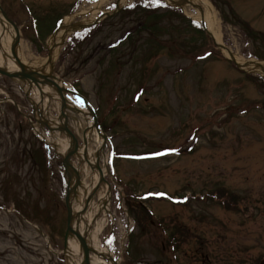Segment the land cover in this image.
Returning <instances> with one entry per match:
<instances>
[{
	"label": "rangeland",
	"instance_id": "374dc122",
	"mask_svg": "<svg viewBox=\"0 0 264 264\" xmlns=\"http://www.w3.org/2000/svg\"><path fill=\"white\" fill-rule=\"evenodd\" d=\"M210 1L224 44L264 66V0ZM1 2L21 27L30 65L47 56L65 15L73 16L66 23L95 19L117 4ZM186 7L126 0L119 12L89 31L70 32L56 48L52 73L84 94L110 139L99 161L109 173L111 195L92 213L91 231L80 225V232L87 238L98 233L118 264H260L264 72L236 66L206 30L200 32L196 8ZM36 89L0 75V264H80L76 250L65 249L66 185L55 146L66 137L43 124L57 120L59 105L46 96L48 108L41 107ZM71 112L69 128L81 145L89 130V151L98 153L104 137ZM81 176L89 184L84 166ZM105 184L93 191V206L108 191ZM88 210L81 212L90 216ZM68 235L82 251L79 239ZM163 243L173 249L166 253Z\"/></svg>",
	"mask_w": 264,
	"mask_h": 264
},
{
	"label": "bare ground",
	"instance_id": "6f19581e",
	"mask_svg": "<svg viewBox=\"0 0 264 264\" xmlns=\"http://www.w3.org/2000/svg\"><path fill=\"white\" fill-rule=\"evenodd\" d=\"M125 1L126 0H120V4L125 3ZM169 1H171L172 3H176L173 0H169ZM179 1H182V0H179ZM183 3H185L183 7H186V5H191L192 7L196 8L197 13L195 14L193 13L194 14L193 17L197 19H201V21L207 27V30H209L212 33L215 41L221 45L222 50L225 53V55L236 59V61L242 64V66L248 71H253L257 73L259 72L262 73V71L264 72V66L261 64V62H258L257 60H252V59H249V60L244 59L243 57L236 55L229 47L225 46L222 40L221 32L219 29L216 28L218 24V18L215 14L214 6L210 0H185L184 2H182V4ZM76 15H78V13ZM72 17L73 16L66 17L64 19V24L66 25L61 26V28L53 36H51L49 40V48L51 49V53L47 54V56L45 57L37 58L32 65L28 64L30 65L29 68L31 70L34 68H38L40 69L39 71L42 74L49 75V76L52 75V71H53L52 68L54 67V61L57 56L56 48L58 45L61 46V44L64 43V40L66 39V35L69 34L71 31H73V27L71 26V23L65 22L71 19ZM92 20L93 19H85L82 21V23H90V21ZM14 36H15V31L13 30V28L11 26L6 25L5 21L0 20V41L2 44L1 46L2 48L0 50V67L10 72H16L17 70L21 69L11 49V46H12L11 42ZM21 41H20V45L16 46V54L22 63L27 64L26 63L27 58H24L22 54L24 49L22 50L21 48V43H22ZM37 78H38V82H34L33 84L37 87L36 90L39 93V95L43 97L41 98L43 107L46 106L45 109L48 108L47 106L48 99L45 100L46 96L49 97V100L50 99L56 100L59 105L60 112L58 113V118L57 120H52L51 123L54 125L52 126L54 127V129L59 128L60 130V127L62 126V119L64 120V118H66L65 120L68 121L69 113L73 111L71 108V104L73 105L77 104L75 102L76 100L74 99L72 100V98L70 97L69 99L70 101H68L66 100L64 95H62L59 92L58 86H60V82L58 79L54 80L56 83L54 84L50 82L49 80L44 79L41 76H38ZM41 83H43V85H41ZM33 84L31 86H33ZM64 98H65L64 104L66 106H65V109L62 110L61 104ZM79 106H81V104H79ZM90 109L89 107H86L83 110L81 109L78 110L77 113L81 114L83 117H86L85 119L86 127L93 128V126H95L94 125L95 123H94V117ZM63 114H66V117H63L62 116ZM62 133L65 135L66 138L62 140L61 147L60 146L58 147V145L56 147L61 153L67 154V152L69 151L71 152L72 148H74L75 143H73L74 140L72 138V135H70V133H68L65 130ZM88 136H89V130L85 134H83V138L85 139L83 141V145H80L78 147V158L81 161V166H84L86 169V173H88V178L90 179V182H89L90 185L88 184V181H86V179L81 178L82 176H80V179L78 178L76 179V176L74 175L75 185L73 186L77 185L78 195L82 192L81 198H80V204H77L74 206L75 213L73 214L74 217L72 221L73 227L78 229V231L81 230L80 225L83 226V230L86 229L88 231L89 230L91 231L92 221L95 220L96 218V215L95 214L92 215V213L94 211L98 212L102 207L101 202L103 201L105 202L107 199H109V194H108L109 192L106 191L105 195L101 193L102 196H101L99 204L96 203L94 206L92 204L93 203L92 201L93 191H100L101 190L100 188L103 187L102 185L106 183L104 180V176L107 173V169L102 164H100L99 154L91 153L89 151ZM101 143H103L102 140L100 141V144L98 145V148H97L98 149L97 151H99L100 153L103 148V145H101ZM106 186L107 185L105 184V187ZM85 207L89 208L88 214H90L91 217L88 215L84 216L83 212H81ZM107 207H108L107 204L104 205V209ZM99 231L100 229H98V232ZM26 235L31 239L33 238L31 226L26 227ZM98 236H99L98 233H95V234L93 233L92 236L86 238V240L88 241L89 247L92 248L95 252V256H91L90 258V264H116V262L111 261L112 256H113L111 251L108 248L101 247V242ZM71 249L76 250L75 253L77 254L76 256L78 257V261L81 262L83 260V252L80 250L78 253V250H79L78 244H76L72 238H68L67 251L71 252ZM107 257L109 258L110 261H106Z\"/></svg>",
	"mask_w": 264,
	"mask_h": 264
},
{
	"label": "water",
	"instance_id": "95a60500",
	"mask_svg": "<svg viewBox=\"0 0 264 264\" xmlns=\"http://www.w3.org/2000/svg\"><path fill=\"white\" fill-rule=\"evenodd\" d=\"M185 1V0H183ZM2 17L9 23L11 24L14 29H15V32H16V36L14 38V41L12 43V46H11V49H12V53L13 55H15V58L17 59L19 65H20V71H17V72H10L8 70H5L4 68H1L0 67V73L1 74H5V75H8L10 77H20L22 79H25V80H29V81H33V82H38V76H41L43 77L44 79H47L49 80L50 82L55 83L54 81V78H56L53 74L52 75H45V74H42L38 69L34 68V69H30L29 67L30 66H27L25 65L24 63L21 62V60H19L17 54H16V46L18 45L19 41H20V28L18 27V25L16 24V22L14 20H12L8 14L4 11V9L2 8L1 4H0V19H2ZM89 24H81V27H85V26H88ZM240 67H242V65L238 64ZM59 87V91L60 93L63 95L64 91H70L69 89L67 88H63L61 86H58ZM74 94L76 95H80L78 92L76 91H72ZM81 96V95H80ZM85 99V102L86 104H88V100L86 98ZM65 98L64 100L62 101V104H61V107H62V110L65 109ZM78 110V109H76ZM92 113L94 115V118H95V121H96V125L98 126V121H97V117H96V114L94 112V110H92ZM63 117H66V114H63L62 115ZM66 118H64V120L62 119V124H63V128L61 129H64L66 130L68 133H70V135H72V138L74 140V148L73 150H76V148L78 147V141H77V138L76 136L73 134V132L68 128L67 126V122L65 120ZM73 150H71V152H67V154L65 155L64 157V165L66 166V169L68 170L69 172V175L70 177L72 176V174H75L76 176V179H80V173H79V170L78 168H76L74 166V164L71 162L70 160V155L71 153L73 152ZM69 185L70 182H69ZM75 185V184H74ZM72 193V194H71ZM74 197L77 198V200H79L78 198V187L77 185L76 186H72L71 189H68V192H67V195H66V202H67V205H68V228H67V231H66V240L68 238V234L71 232L73 233L74 235H76V237L79 239L80 243H81V247L83 248L84 250V263L85 264H90V247L88 246V243H87V240H86V236L84 235V233H81L80 231H78V229H75L72 225V216H73V206H72V203H73V200H74ZM262 264H264V261L262 262Z\"/></svg>",
	"mask_w": 264,
	"mask_h": 264
},
{
	"label": "flooded vegetation",
	"instance_id": "af4514ba",
	"mask_svg": "<svg viewBox=\"0 0 264 264\" xmlns=\"http://www.w3.org/2000/svg\"><path fill=\"white\" fill-rule=\"evenodd\" d=\"M43 124H46V123H43ZM77 158H78V156H77ZM77 162L79 163L80 162V159L78 158V160H77ZM107 180V179H106ZM177 234V233H176ZM168 249L171 251L172 249H173V247H169V248H167V245H166V243H163V250L167 253V252H170V251H168ZM166 262H165V260H164V264H165Z\"/></svg>",
	"mask_w": 264,
	"mask_h": 264
},
{
	"label": "snow or ice",
	"instance_id": "6c2138e0",
	"mask_svg": "<svg viewBox=\"0 0 264 264\" xmlns=\"http://www.w3.org/2000/svg\"><path fill=\"white\" fill-rule=\"evenodd\" d=\"M173 151H175V150H173Z\"/></svg>",
	"mask_w": 264,
	"mask_h": 264
}]
</instances>
